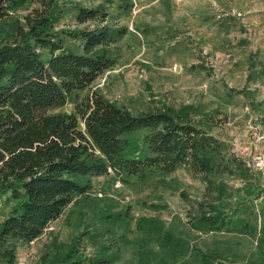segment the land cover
<instances>
[{
    "label": "rangeland",
    "instance_id": "rangeland-1",
    "mask_svg": "<svg viewBox=\"0 0 264 264\" xmlns=\"http://www.w3.org/2000/svg\"><path fill=\"white\" fill-rule=\"evenodd\" d=\"M59 2L55 31H124L110 45L114 66L80 96L97 91L134 114L188 113L218 139V163L207 177L180 165L84 178L89 191L38 238L18 242L14 264H264V175L248 165L264 152V0ZM37 6L9 10L0 39ZM79 7L101 8L106 21L78 23ZM61 38L81 52V38ZM38 52L49 60L48 49ZM74 108L71 100L50 113ZM147 132L131 135L139 155ZM18 202L12 188H0V229ZM216 214L226 220L221 227L199 222Z\"/></svg>",
    "mask_w": 264,
    "mask_h": 264
},
{
    "label": "trees",
    "instance_id": "trees-1",
    "mask_svg": "<svg viewBox=\"0 0 264 264\" xmlns=\"http://www.w3.org/2000/svg\"><path fill=\"white\" fill-rule=\"evenodd\" d=\"M26 2L38 6L0 39V188H12L19 200L0 229V259L7 264H14L18 242L38 238L76 195L89 191L84 178L110 169L143 176L150 167L172 172L180 165L207 177L218 163V139L188 113L166 107L134 114L97 91L80 96L114 66L110 45L124 31L106 25L55 31L59 0H0V23ZM106 17L101 8L79 7L77 22L104 23ZM61 34L81 38V52L64 46ZM38 48L48 49V61ZM71 100L72 112L50 113ZM143 130L139 155L131 135ZM224 221L219 214L199 219L213 228Z\"/></svg>",
    "mask_w": 264,
    "mask_h": 264
},
{
    "label": "built area",
    "instance_id": "built-area-1",
    "mask_svg": "<svg viewBox=\"0 0 264 264\" xmlns=\"http://www.w3.org/2000/svg\"><path fill=\"white\" fill-rule=\"evenodd\" d=\"M248 165L264 175V152H257Z\"/></svg>",
    "mask_w": 264,
    "mask_h": 264
}]
</instances>
